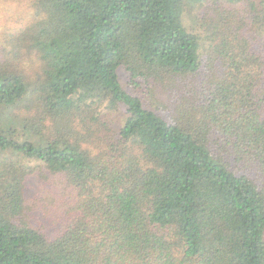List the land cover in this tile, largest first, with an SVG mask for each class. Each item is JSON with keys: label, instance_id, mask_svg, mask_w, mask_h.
I'll use <instances>...</instances> for the list:
<instances>
[{"label": "trees", "instance_id": "trees-1", "mask_svg": "<svg viewBox=\"0 0 264 264\" xmlns=\"http://www.w3.org/2000/svg\"><path fill=\"white\" fill-rule=\"evenodd\" d=\"M31 2L0 46V264H264V0Z\"/></svg>", "mask_w": 264, "mask_h": 264}, {"label": "rangeland", "instance_id": "rangeland-1", "mask_svg": "<svg viewBox=\"0 0 264 264\" xmlns=\"http://www.w3.org/2000/svg\"><path fill=\"white\" fill-rule=\"evenodd\" d=\"M34 12L35 7H33L31 0H0L1 47L4 46L7 39L21 32V30L31 22V17ZM8 46L9 45H7V47ZM24 65L25 64H23V66ZM27 70L28 72L32 71L31 67L28 68V66H26V71ZM119 76L124 87H126L127 83H129L128 74L124 69H120ZM41 177V173L37 171L26 179L24 198L27 214L35 229L48 236H56V232L57 234L59 233V224H56L54 219L52 220V217L55 215L57 209L51 207L50 209L52 211L47 214L42 207L41 202L44 204L43 200H45L46 197L49 198L50 192L49 186L45 185L44 179L41 181ZM54 203L50 202L49 207Z\"/></svg>", "mask_w": 264, "mask_h": 264}]
</instances>
